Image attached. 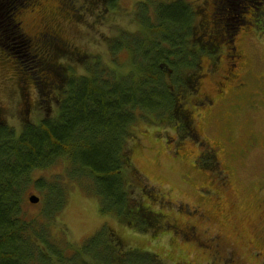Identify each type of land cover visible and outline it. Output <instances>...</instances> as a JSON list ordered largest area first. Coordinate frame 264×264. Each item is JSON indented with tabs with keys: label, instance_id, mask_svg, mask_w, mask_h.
Listing matches in <instances>:
<instances>
[{
	"label": "trees",
	"instance_id": "trees-1",
	"mask_svg": "<svg viewBox=\"0 0 264 264\" xmlns=\"http://www.w3.org/2000/svg\"><path fill=\"white\" fill-rule=\"evenodd\" d=\"M50 1L0 0V54L13 63L24 102V108L19 109L23 121L18 132L0 116V264H73L90 257L105 264H165L155 255L138 260L133 250H124L126 258L125 253L121 257L116 253V259H110L114 247L107 241L106 228L100 230L102 234L99 231L88 238L71 257L66 256L64 246L43 236L45 224L38 230L24 214V197L32 184L44 194V211L51 213L45 219L51 218V207L57 212L64 207L68 192L62 178L47 181L32 177L34 170L59 160L69 164L66 178L86 176L93 180L104 215L115 213L133 224L141 221L144 230L156 235L168 229L178 235L194 233L183 238L212 248L199 241L193 227L182 226L180 219L165 210L169 206L166 199L163 201L164 197L149 187L134 165V125L142 114L160 120L168 114L173 120L183 119L187 123L183 130L188 133V126L194 125L191 113L196 108L190 100L191 90H196V80L206 75L202 54L238 56L235 38L242 30L264 32V0H141L135 6L141 14L134 18L139 29L147 31V39L143 32L135 35L130 30L107 37L108 51L115 57H111L112 64L104 65L61 41L56 29L46 24L34 26L30 23L33 17L27 22L17 18L26 16L30 9L36 10L35 15L45 11ZM57 2L60 11L80 18L81 6L74 0ZM90 3L85 11H100L98 0ZM107 3L105 12L118 6L115 0ZM151 11L152 17L148 16ZM122 50L139 63L140 76L130 69L123 71L124 65L118 59ZM70 53L84 72L78 73L67 64ZM31 86L40 106L29 113L27 90ZM33 112L41 116L34 117ZM213 156L212 152L204 155L205 163H211L212 168L216 166ZM148 200L151 204L145 203ZM230 262L227 258L223 264Z\"/></svg>",
	"mask_w": 264,
	"mask_h": 264
},
{
	"label": "rangeland",
	"instance_id": "rangeland-1",
	"mask_svg": "<svg viewBox=\"0 0 264 264\" xmlns=\"http://www.w3.org/2000/svg\"><path fill=\"white\" fill-rule=\"evenodd\" d=\"M57 1L48 2V8L42 13L35 15L36 10L30 9L28 16L17 18L27 22L33 17L35 23H30L34 26L46 24L56 29L61 41L81 54L98 59L102 65L112 64L111 57H115L108 51L107 37L130 30L135 35L143 32L147 39V31L139 29L134 18L135 14H141L135 8L141 0H115L116 9L109 8L111 11L106 12L108 0H98L100 11L95 14L91 13L92 9L85 11L84 8H88L91 0H74L81 6L79 19L60 11ZM152 11L148 16L152 17ZM255 31L242 30L235 38L234 51L237 49L243 54L240 59L237 54L231 58L223 55L224 58L221 53L216 57L202 54L201 65L206 75L198 78L196 90H191L190 100L196 108L191 113L194 125L188 126V133L183 130L187 124L183 119L173 120L168 114L161 120L142 114L134 125L131 142L134 165L149 187L159 192L163 201L166 199L169 206L165 210L180 219L182 226L193 227L199 241L209 243L212 248L183 238L194 233L183 232L180 236L168 229L156 235L144 230L141 221L133 224L115 213L104 215L90 177L64 176L69 168L67 160L33 171V179L62 178L68 201L58 212L51 207L53 214L45 219L51 213L44 211V194L34 184L30 185L24 197V214L30 223L38 230L45 224L46 228L41 229L43 236L64 246L67 257L106 228L112 242L107 241L114 247L110 259H116V253L121 257L124 250L126 253L133 250L138 260L155 255L165 264H223L227 258L230 264H264V32ZM3 56L0 54V116L18 132L23 121L19 109L24 108V102L13 63ZM70 56L66 58L67 64L78 73L84 72L76 57L72 53ZM118 59L124 65L123 71L130 69L136 76L141 75L139 63L134 62L128 51H120ZM27 101L29 113L40 106L33 86L27 90ZM43 110L41 107L42 115ZM34 112L31 114L34 117L41 116ZM208 152L215 155L214 168L211 163H205L204 155ZM33 194L41 200L31 203L29 197ZM145 203L151 204L149 200ZM34 240L42 246L41 241ZM98 259L83 258L73 264H105Z\"/></svg>",
	"mask_w": 264,
	"mask_h": 264
},
{
	"label": "water",
	"instance_id": "water-1",
	"mask_svg": "<svg viewBox=\"0 0 264 264\" xmlns=\"http://www.w3.org/2000/svg\"><path fill=\"white\" fill-rule=\"evenodd\" d=\"M29 200H30L31 203H37V202H39L40 199H39L38 196H36L35 194H33V195H31L29 197Z\"/></svg>",
	"mask_w": 264,
	"mask_h": 264
},
{
	"label": "flooded vegetation",
	"instance_id": "flooded-vegetation-1",
	"mask_svg": "<svg viewBox=\"0 0 264 264\" xmlns=\"http://www.w3.org/2000/svg\"><path fill=\"white\" fill-rule=\"evenodd\" d=\"M236 53H238L239 59L243 56L242 52H240L239 50L236 49ZM192 121L194 122V118L192 119Z\"/></svg>",
	"mask_w": 264,
	"mask_h": 264
}]
</instances>
